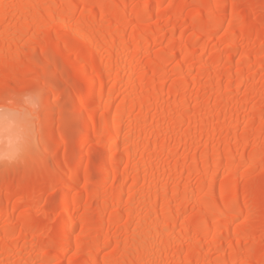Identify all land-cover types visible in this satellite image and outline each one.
I'll return each mask as SVG.
<instances>
[{
    "label": "rangeland",
    "instance_id": "374dc122",
    "mask_svg": "<svg viewBox=\"0 0 264 264\" xmlns=\"http://www.w3.org/2000/svg\"><path fill=\"white\" fill-rule=\"evenodd\" d=\"M7 1L14 4L20 0ZM79 1L69 24H78L89 6L99 7L93 20L98 34L106 32L101 28H110L116 40L121 37L119 44L124 47V52L121 50L124 54L120 52L118 58L125 61V65L122 62L125 70L122 66L120 70L114 68L105 88L116 92L112 112L124 96H131L129 93L134 92V87L147 104L132 111L128 110V102L124 104L130 113L125 107L122 139L105 150V136L89 131L92 128V119L87 116L90 99L85 92L94 61L83 50L81 40L74 38L66 46L62 45L59 40L67 34L56 28L46 31L32 28L18 34L12 28L19 13L12 10L5 15L0 45L17 43L19 50L32 47L34 55L29 63L18 61L9 68L3 66L6 60L0 56V94L45 86L52 94L53 104L70 110L72 119L63 123L61 108H56L48 122L50 154L23 165L0 166V264L82 263L95 240L105 236L113 240L101 251L102 259L95 264H127L125 260L150 229L153 232L154 225L165 226V219L156 215L163 213L166 204L162 199L155 206L148 203L155 192L163 191L168 193L170 209L178 216L182 217L181 201L186 195L190 197L189 212L195 216L210 213V218L203 224L188 215L183 217L176 226L169 227L172 246L166 254L164 251L158 254L165 256H157L158 245L154 248L151 245L143 258L156 255L157 264H264V0H162L150 15L141 14L158 0H126V6L119 12L114 10L118 0ZM4 2L0 0L1 14ZM124 19L129 20L126 27L120 25ZM5 29L10 32L1 34ZM144 32L151 37L148 49L143 47L144 42L132 38L133 35L141 37ZM184 49L190 55L184 54ZM66 51H73V56L65 55ZM129 56L136 57L133 67ZM103 57H97V65L104 66L111 59ZM85 66L89 68L83 71ZM152 82L157 86L159 83L156 92L150 90ZM106 91L103 103L109 97ZM100 114L101 108H97L96 116ZM139 131L145 134L140 136ZM83 141L84 152L77 155ZM133 141L142 148L133 151V158L130 159L131 154L130 161L126 160L128 165L127 156L123 155L122 161L118 151H126ZM211 151L218 154L214 162L204 158ZM65 153L71 155L58 161ZM206 160L212 161V165ZM86 161H93L87 174L81 168ZM107 163L115 165L123 174L126 172V190L120 205L123 215L117 210L119 205L113 202L116 175L112 171L107 178H102L100 174ZM213 164L217 169H213ZM77 171L80 178L75 188L63 197L68 179ZM212 172L213 191L206 183ZM104 179L103 190L97 198L96 184ZM9 181L12 182L8 185ZM173 188L180 195L172 200ZM235 190L238 196L232 201L229 198ZM75 193L81 201L71 207L69 203ZM203 197L209 200L205 208L210 212L199 203ZM97 199L101 200L98 204L106 207L103 219ZM71 208L78 222L69 234V242H61L58 237L62 234V223L67 209ZM116 212L121 218L109 228L108 222ZM131 212L136 219L129 222L127 215ZM24 214L30 217L28 222H22ZM85 214L90 220L83 229L81 217ZM225 219L230 222H223ZM104 225L108 228L100 230ZM202 225L205 231L201 230ZM181 234L186 235L182 242ZM1 243L8 244V249L5 250L7 246L2 249ZM80 245H86V251ZM153 249L156 251L151 255ZM149 257L147 262L154 264Z\"/></svg>",
    "mask_w": 264,
    "mask_h": 264
},
{
    "label": "bare ground",
    "instance_id": "6f19581e",
    "mask_svg": "<svg viewBox=\"0 0 264 264\" xmlns=\"http://www.w3.org/2000/svg\"><path fill=\"white\" fill-rule=\"evenodd\" d=\"M80 3V1L79 0H74V1H71V0H20L18 3H9L7 0H5V2L2 4V7H3V11H4V13L3 14H1L0 13V28L1 27H4L5 26V24H6V14H8V13H10L12 10L13 11H15V12H17V13H19V16L16 18V22H15V24H14V27L12 28V30L13 31H15V32H17L18 34H24V33H26V32H28L30 29H32V28H34V29H36V30H38V31H46V30H50V29H53V28H56L57 30H61L62 32H65L67 35L66 36H64V37H62L60 40H59V43H61L62 45H67V44H69V42H71L72 41V39H74V38H77V39H79V40H81V42H82V48H83V50H85L89 55H90V57L92 58V60L94 61L93 63H94V66L92 67V74L87 78V89H86V95H88L89 96V99H90V103H89V107H88V112H87V116L88 117H90L91 119H92V128L89 130L90 131V133L92 132L93 134L95 133H97V135H99V136H105V145H104V148H105V150H108V147H112L113 145L112 144H114V146L116 145V144H118V142L122 139L121 138V131H122V129L124 128V126H123V118H124V116L126 115L125 113H124V108L126 107L125 105L127 104V102L129 103V104H127V106H128V110H129V108H130V111H132L133 109H135L137 106H140V107H143L144 105H146L147 103L145 102V99H144V97L143 96H140V95H138V93H136L135 92V90H136V88L134 87V92H132V93H129V95L131 94V96L130 97H125L124 96V98H123V101L120 103V105H119V107H117V109L115 110V112H114V114H113V112H112V101H113V99L115 98V94H116V92L111 88L110 90H107V91H109V92H107L106 90H105V88H106V84H107V79H108V77H109V75L112 73V72H114V70H116L117 68L120 70V67L122 66V62H123V60L121 61V59L120 58H118V56L120 55L119 53L121 52V50H123V48L124 47H120L121 45V43H122V41H121V37L120 38H118L117 40H116V38H117V36L110 30V28H107V30L106 29H104V28H101V29H103V30H105L106 32H104L102 35H99L98 34V31H97V28L94 26V24H93V20H94V18H95V13H96V11H98L99 10V7H92V6H89L88 7V9L87 10H85L86 12L83 14V16L81 17V19L79 20L80 22H78V24H75V26L74 25H71V24H69L70 23V20H72V18H73V16H74V12H76L77 11V9L79 8V6H78V4ZM161 3H162V0H158V1H156L155 3H154V5L152 6V8H150L149 10H147L146 12H144L143 14H141V15H150L151 13H153V11H154V9L156 8V7H158L159 5H161ZM99 6H101V5H99ZM126 6V0H118L117 1V5H116V8L114 9L115 10V12H119V11H121L124 7ZM210 13V12H209ZM208 13V14H209ZM195 15H197L196 13H195ZM199 15H197V17H198ZM209 16V15H208ZM128 22H129V20L128 19H124V20H122L121 21V26L122 27H126L127 26V24H128ZM247 28V27H246ZM245 28V29H246ZM1 30V29H0ZM246 31V30H245ZM10 32V29H5V30H2L1 31V34H7V33H9ZM145 33V32H144ZM147 33V32H146ZM143 34L141 37H139L138 35H133V41L134 40H136V39H138V40H141V42H144V48L145 49H148V46H149V44L151 43L150 41V38L151 37H149V35H147V34ZM152 36V35H151ZM196 36V35H195ZM172 37V36H171ZM170 38V37H169ZM169 38H168V40H169ZM173 38V37H172ZM172 39H170L169 41L170 42H172L171 41ZM119 42H121L120 44H119ZM150 42V43H149ZM195 43V42H194ZM198 43V42H197ZM232 43H233V41H232ZM170 44V43H169ZM104 46V47H103ZM19 46H18V44L17 43H9L8 44V46H5V45H0V56L2 57V59H5L6 61H5V63H3L4 65V67H7V68H9V67H11L12 65H14L16 62H18V61H21L22 63H24V64H27V63H29V61L31 60V58L33 57V55H34V51H33V48L32 47H28L27 49H20L19 50V48H18ZM105 47H107L106 48V50L104 51L105 52V54H104V52H102V50H104L105 49ZM121 49H120V48ZM140 48V47H139ZM143 48V49H144ZM119 49V50H118ZM144 49V50H145ZM185 50L186 49H184V52H185ZM191 49L189 48V51H190ZM188 51V50H187ZM186 51V52H187ZM193 51V50H192ZM123 52H124V50H123ZM123 52H121L122 53V55L124 54ZM184 53V54H189L190 55V53L188 52V53ZM191 52V51H190ZM132 53V52H131ZM73 54H74V52L73 51H66L65 52V55H67L68 57H70L71 58V56H73ZM121 55V56H122ZM185 55V56H186ZM99 56H101L102 58H104L103 56H109L111 59H110V61L109 62H107L108 60L107 59H109V58H107L106 59V62L107 63H104L105 65L104 66H102V64H98L97 65V61H96V59H97V57H99ZM120 56V57H121ZM129 57H131L130 59V61H131V63H130V65H132L133 64V61H134V58H136V57H132V56H129ZM106 58V57H105ZM129 61V62H130ZM128 62V63H129ZM125 63V61L123 62V64ZM127 64V63H126ZM125 65V64H124ZM129 65V64H128ZM127 66V65H126ZM129 67H131V66H129ZM128 67V68H129ZM132 67H133V65H132ZM135 67V66H134ZM89 67L88 66H85L84 68H83V71H85L86 69H88ZM114 68H116V69H114ZM123 68H125V67H123L122 66V70H125V69H123ZM131 69V68H130ZM133 69V68H132ZM121 70V71H122ZM133 71V70H132ZM120 73V72H119ZM122 73V72H121ZM126 73V72H125ZM238 75H240V74H238ZM85 76V75H84ZM111 76V75H110ZM119 76L120 77H123V76H121V74H119ZM240 76H242V75H240ZM155 78V76L153 77V79ZM236 78H238V77H236ZM242 78V77H241ZM241 78H239V79H241ZM110 79V78H109ZM152 79V80H153ZM187 79H189V78H187ZM238 79V80H239ZM136 80V79H135ZM138 81V80H137ZM188 81H190V80H188ZM240 81H242V79L240 80ZM135 82V81H134ZM125 83V82H124ZM137 83V82H136ZM128 85V84H127ZM135 85V84H134ZM132 86V85H131ZM137 86V85H136ZM158 86H159V83H158ZM157 86V83L156 82H152L151 83V89L150 90H157L159 87ZM110 88V87H109ZM115 88V87H114ZM149 88L150 87H148V90H149ZM184 89L186 88V86H184L183 87ZM131 90V89H130ZM133 90V89H132ZM149 90V91H150ZM105 91H106V95H108V93H109V97L107 96V98H108V100L107 101H105V103H103L102 102V100H104L103 99V96H104V94H105ZM140 91V90H139ZM144 91V90H143ZM130 92V91H129ZM156 92V91H155ZM176 94V93H175ZM145 95V94H144ZM126 103V104H125ZM125 104V105H124ZM156 104V103H155ZM158 105H159V103H158ZM157 105V106H158ZM139 107V108H140ZM146 107V106H145ZM148 107V106H147ZM97 108H101V114L99 115V117H97L96 116V110H97ZM138 108V107H137ZM125 110H127V107H126V109ZM128 110H127V112H128ZM142 110H143V108H142ZM141 111V110H140ZM182 112V111H181ZM111 113L113 114V116H111ZM128 113H130V112H128ZM125 114V115H124ZM181 114V113H180ZM133 115V114H132ZM184 115H185V113H184ZM184 115H182V116H184ZM148 116V115H147ZM146 117V116H145ZM179 120H181V118H179ZM177 121H178V119H177ZM182 121V120H181ZM180 122V121H179ZM137 123H139V121L137 122ZM204 123V122H203ZM157 126H158V124H157ZM88 131V132H89ZM138 131V130H137ZM142 131V130H141ZM177 132H179V131H177ZM177 132H175V133H177ZM133 133V132H132ZM144 133V132H143ZM142 132H138V134L140 135V134H143ZM149 133V132H148ZM145 134V133H144ZM138 135V136H139ZM173 135V134H172ZM172 135H169V136H171V137H169L170 139L172 138ZM208 136H209V134H207ZM141 136V135H140ZM145 136V135H144ZM144 136H142L144 139H146ZM175 136H177V135H175L174 134V137ZM164 138H166L167 136H163ZM162 137V139H164ZM167 137V138H168ZM173 137V138H174ZM141 138V137H140ZM142 138V139H143ZM168 138V139H169ZM167 139V140H168ZM139 141V140H138ZM136 143H134V141H133V144H131L132 146H129L127 149H126V151H123V150H120L118 147V149H119V155H121L120 157H121V160L123 161L124 160V156L123 155H125V156H127V158L129 159V156L132 154V156H130V159H131V157L133 158V151L135 152V150L137 149V151L139 150V148L141 147L142 148V146L140 145V143H137V141H135ZM110 145V146H109ZM112 145V146H111ZM120 145V144H119ZM83 146H84V141L83 142H81V145H79V150H78V152H77V155H82L83 154V152H84V148H83ZM145 147V146H144ZM244 147V146H243ZM144 149V148H143ZM241 150H245V148H240ZM140 151H141V149H140ZM142 152V154H143V151H141ZM140 152V153H141ZM208 153V152H207ZM215 152H213L212 153V151H211V153H209V154H206V156L204 157V158H206V159H213V162H214V160H216L217 159V155L216 154H214ZM214 154V155H213ZM71 154L70 153H65L61 158H59L58 159V161H61V160H63V159H66V158H68L69 156H70ZM213 156V157H212ZM104 157H108V154H104ZM210 157H212V158H210ZM215 158V159H214ZM128 159H125V161L127 160L128 162L130 161V159L128 160ZM139 159V158H138ZM209 160H206V162H209ZM219 160V159H218ZM56 162H58L57 160H55ZM127 161H126V163H127ZM205 161V160H204ZM133 162V161H132ZM131 162V163H132ZM205 162V163H206ZM210 162H212V161H210ZM209 162V163H210ZM212 162V163H213ZM217 161H215V163H216ZM219 162V161H218ZM91 163H93V161H86L83 165H82V170H83V172L84 173H86L87 174V172L90 170V168H91ZM134 163V162H133ZM204 163V162H203ZM220 163V162H219ZM219 163H218V165H219ZM128 165L130 164V163H127ZM126 164V165H127ZM148 164V163H147ZM146 164V165H147ZM150 164V163H149ZM153 164V163H152ZM206 164H208V163H206ZM211 164V163H210ZM132 165V164H131ZM212 165V164H211ZM148 166V165H147ZM150 166H152V165H150ZM214 166H216V167H218L216 164L214 165L213 164V167ZM140 167V166H139ZM216 167H214L213 169H217ZM208 168V167H207ZM210 168V167H209ZM135 170H137L138 171V168L137 169H135ZM162 170H164V168L162 169ZM114 172V175H116V188H115V191H114V194H113V202L114 203H116V206L117 205H119V207L117 206V210H118V208H119V210L120 211H118L120 214H122L123 215V213L124 212H122L121 213V211H123V209L121 210V207L122 206H120L121 205V202H122V197H123V193L125 192V185H126V177L124 176L125 174H126V172H125V174H123L124 172H119L118 171V169L116 168V166L115 165H110V164H105V167L101 170V172H100V174H101V176H102V178H107V176L111 173V172ZM126 171V170H125ZM127 171H128V169H127ZM142 171V170H141ZM165 171V170H164ZM211 171H213V170H211ZM215 171V170H214ZM136 172V171H135ZM128 173V172H127ZM147 173V172H146ZM210 173V172H209ZM80 172H76V174H74L71 178H69L68 179V182H67V184L65 185V189H64V191H63V197H65V196H67V191H69V190H71V189H73V188H75V184L77 183V181L79 180V178H80ZM85 174V175H86ZM216 174V173H215ZM66 174H64V176H65ZM71 175V174H70ZM138 175V174H137ZM137 175H135L136 177H137ZM141 175V174H140ZM127 176V175H126ZM134 176V178L137 180V178ZM160 176V175H159ZM206 176V175H205ZM208 176V175H207ZM206 176V177H207ZM66 177V176H65ZM125 177V178H124ZM128 177V176H127ZM161 177V176H160ZM159 177V178H160ZM206 177H203L202 179H204L205 180V178ZM214 173L212 172L208 177H207V179H206V183H208L207 185H208V187H210V189H211V191H213L212 190V188H213V186H214V184H215V179H214ZM16 178L14 177V179H12V180H15ZM66 179V178H65ZM135 179H134V181H135ZM138 180H139V178H138ZM67 181V180H66ZM12 181H9L8 182V185L11 183ZM105 182V179L104 180H102V182H99V183H97L96 184V188H95V192H96V195H97V198L99 197V194L98 193H100L102 190H103V185L105 184L104 183ZM138 182V181H137ZM137 182H135V183H137ZM152 182V181H151ZM104 183V184H103ZM154 184V183H153ZM154 185H156V183L154 184ZM148 186V185H147ZM144 187V186H143ZM151 187H153V185L151 184ZM165 188V187H164ZM153 189H155V188H153ZM167 189V188H166ZM174 189V188H173ZM146 190V189H145ZM156 190V189H155ZM160 190V189H159ZM164 190V189H163ZM162 190V191H163ZM147 191V190H146ZM168 191V190H167ZM191 191V190H190ZM189 191V192H190ZM160 192V191H159ZM137 193V192H136ZM135 193V194H136ZM156 194H154L155 196H152L153 198H151L150 199V197H149V204L151 203L152 205H156L157 204V202H158V200L159 199H162L163 200V202L166 204V205H164V208H166V209H164V210H162V214H157L156 216H157V218L159 217V215L160 216H162V219H165V220H163V221H165V228L164 227H162V226H153V227H156L154 230H153V232H151L152 231V229H150L151 228V226H150V232H149V234H147V232H145L147 235H146V237L145 238H143L138 244H137V246H136V248L129 254V256H128V259H126L125 260V262H127V264H141V262L140 261H142V258H143V256L145 257L146 255H145V253L147 252V248L148 247H150L151 245H153V248H154V246L155 245H158V246H156V247H158V250H157V252H155L154 251V249L151 251L152 253H150L151 255L152 254H154V252H155V254L157 255V256H162L163 254H166V250L168 251L169 249H167V248H171V246H170V243H171V240H172V237H171V232H170V230H169V227L170 226H176L177 224H178V221L180 220V219H182L183 217H185V216H190V217H192V219L194 218V219H196L197 221H199L200 223H203L204 224V222L208 219L209 220V218H210V211L208 210V208L206 209L205 208V206L209 203V200H207V199H204V197H203V199H201L200 200V205H202L204 208H205V210H208L209 212H207V214L209 215H203V213L199 216H195L193 213H191V212H189L190 211V209H189V207H188V198H190V197H188V196H186L185 195V197H183L184 199H183V201H181L182 202V204L181 205H183L182 207H183V213H182V217H180V216H178V214H175V212L173 213L172 211L174 210H172V208L170 209V206H169V203H170V200H169V198L170 197H168L167 198V195H168V193L167 192H165V191H163V192H161V193H159V194H157V192H155ZM172 194H174L173 196L171 195V198L173 197V198H177V196L176 195H178L179 193H180V191L178 190V189H174V191L172 190V192H171ZM210 193V192H209ZM134 194V193H133ZM184 194H186V193H184ZM188 194V193H187ZM205 194V193H204ZM207 194V193H206ZM206 194H205V196H206ZM180 195V194H179ZM190 195V194H189ZM212 195H213V192H212ZM132 196V195H131ZM169 196V195H168ZM176 196V197H175ZM184 196V195H183ZM204 196V195H203ZM208 196H211V194L209 195L208 194ZM237 196H238V192L235 190V191H233V195L231 196V198H229V199H231L232 201H234V200H236V198H237ZM182 197V196H181ZM192 197V196H191ZM134 198V195L132 196V199ZM136 198H137V196H136ZM173 198H172V200H173ZM131 199V201H134L135 200V198H134V200H132ZM209 199V198H208ZM15 201V200H14ZM80 201H81V197H80V195L79 194H77V193H75V195L72 197V200L70 201V203H69V205L72 207H74V206H77V205H79L80 204ZM97 201H98V199H97ZM101 201V200H100ZM100 201H98L97 202V204L98 203H100ZM166 201H167V203H166ZM189 201H190V199H189ZM63 202H64V200H63ZM65 203V202H64ZM123 203V202H122ZM107 204V203H106ZM150 204V205H151ZM99 205V207H100V209H101V219H103V214H104V211H105V205L103 204L102 205V203L101 204H98ZM167 206V207H166ZM179 206H180V204H179ZM69 208V207H68ZM132 209V208H131ZM192 210V209H191ZM130 211V210H129ZM129 211H125L127 214H128V212ZM165 211V212H164ZM67 213H66V215H65V217L66 218H64V221H63V223H62V234H60V237H58V240L59 241H61V242H69V240H70V232H71V230H73L74 228H75V226H76V224H77V218H75V214L73 213V210H72V208L71 209H67V211H66ZM118 212H116L117 214H115V215H113V217L111 218V220L108 222L109 223V225H107V226H109V228H110V226H112V224H114L118 219H120L121 218V215L118 213ZM206 212V211H205ZM130 213V212H129ZM133 214L134 213H132L131 212V215L130 216H128L127 215V220L129 219V222H132L134 219H136V218H134V216H133ZM212 214V213H211ZM26 214H24L23 215V217H22V222H28V220L27 219H29L30 217H28L27 215H29L30 216V214L29 213H27V215L25 216ZM136 215V214H135ZM140 216V215H139ZM90 216L88 215V214H85L84 216H83V218L81 217V225H82V227L81 228H83L84 229V227H86L87 225H88V222H89V220H90V218H89ZM129 217V218H128ZM151 217V216H150ZM153 217V216H152ZM151 217V218H152ZM143 218H145V216L143 217ZM150 218V219H151ZM156 218V222H158L157 219ZM80 219V218H79ZM142 219V218H141ZM154 219V218H153ZM159 219H161V217H159ZM161 219V220H162ZM109 220V219H108ZM147 220H149V219H147ZM136 221V220H135ZM139 221V220H138ZM142 221V220H141ZM146 221V220H145ZM144 221V222H145ZM147 222V221H146ZM156 222H154L153 221V223H156ZM160 222H162V221H160ZM159 222V223H160ZM223 222H230L229 221V219H225V221H223ZM106 223V222H105ZM104 223V224H105ZM208 223H209V221H208ZM127 224V223H126ZM128 224H130V223H128ZM127 224V225H128ZM141 224H142V222H141ZM144 224V223H143ZM158 224V223H157ZM162 224V223H161ZM102 225V224H101ZM106 225V224H105ZM104 225V226H105ZM149 225V224H148ZM153 225V224H152ZM159 225V224H158ZM102 226V227H100V230L102 229L103 230V228L104 229H107L108 227L107 226ZM129 226V225H128ZM202 226H204V225H202ZM107 227V228H106ZM127 227V226H126ZM149 227V226H148ZM27 227H25V229H26ZM129 227H127V229H128ZM99 229V228H98ZM148 229V228H147ZM146 229V230H147ZM201 229V228H200ZM27 230V229H26ZM110 230V229H109ZM201 230H203V231H205L206 230V228H205V226H204V228L203 229H201ZM141 232V231H140ZM140 232H139V234H140ZM144 233V232H143ZM106 234V233H105ZM180 236V238H181V242H182V239L184 240V238L186 237V235L185 234H181V235H179ZM178 236V237H179ZM112 237V236H111ZM139 237H140V235H139ZM143 237V236H142ZM152 239H150V238ZM158 237V238H157ZM137 238V237H136ZM149 238V239H148ZM141 239V238H140ZM111 240H113V239H111L110 237H108V236H105V237H103V238H98L97 240H95V244L93 245V248H92V250H91V252L90 251H88V252H90V253H88V252H86V255H85V257H84V260L82 261V263L81 262H76V261H72V263L71 264H95V263H97L98 261H100V259H102V258H100L99 257V255H100V253H101V251L104 249V248H106V247H108L110 244H111ZM137 240H139V238L137 239ZM3 243V242H2ZM1 243V244H2ZM185 243V242H184ZM134 244V243H133ZM8 244H2V249H4V247L5 246H7ZM78 244H75V246H77ZM134 245H136V243L134 244ZM181 245H183V243H181ZM1 246V245H0ZM80 246H82L83 247V249L86 251V245H80ZM8 247L9 246H7V247H5V250H6V248L8 249ZM133 247V246H132ZM152 247V246H151ZM149 250H151L150 248H149ZM187 250V249H186ZM191 250V249H190ZM8 251V250H7ZM165 253H164V252ZM163 252V254L161 255H158L159 253H162ZM188 252H189V250H188ZM190 252H194V251H190ZM168 253V252H167ZM147 254H149V252L147 253ZM149 254V255H150ZM127 255H128V251H127ZM155 255V256H156ZM153 256V255H152ZM150 256L151 258H153V260H154V257L155 256ZM163 256H165V255H163ZM147 257H149L148 255H147ZM147 257L146 258H143V261H142V263L143 264H149V262H147ZM149 257V259H151ZM165 258V257H164ZM42 259V258H41ZM44 259V258H43ZM104 259V258H103ZM106 259V258H105ZM144 259L146 260L145 262H144ZM159 259V261H160V258H158ZM162 259V258H161ZM44 261H45V259H44ZM102 261V260H101ZM107 261H109V262H107ZM114 261V260H113ZM113 261H112V263H113ZM151 261H152V259H151ZM158 261V262H159ZM106 262L107 263H111V261L110 260H108V259H106ZM161 262V261H160ZM188 262V261H187ZM151 263V262H150ZM151 264H153V263H151ZM154 264H157L156 263V261L154 260ZM158 264H160V263H158ZM185 264H187V263H185ZM190 264V263H189Z\"/></svg>",
    "mask_w": 264,
    "mask_h": 264
},
{
    "label": "clouds",
    "instance_id": "9594fccd",
    "mask_svg": "<svg viewBox=\"0 0 264 264\" xmlns=\"http://www.w3.org/2000/svg\"><path fill=\"white\" fill-rule=\"evenodd\" d=\"M52 104L45 86L0 94V166L23 165L50 154L48 122ZM57 106L62 122H70L71 111Z\"/></svg>",
    "mask_w": 264,
    "mask_h": 264
},
{
    "label": "snow or ice",
    "instance_id": "6c2138e0",
    "mask_svg": "<svg viewBox=\"0 0 264 264\" xmlns=\"http://www.w3.org/2000/svg\"><path fill=\"white\" fill-rule=\"evenodd\" d=\"M49 96H50V99L53 101V97L50 91H49ZM57 107H58L57 105L52 104V112H54Z\"/></svg>",
    "mask_w": 264,
    "mask_h": 264
}]
</instances>
